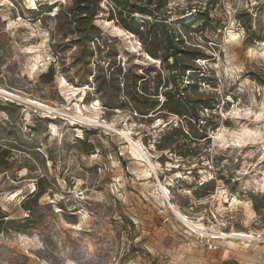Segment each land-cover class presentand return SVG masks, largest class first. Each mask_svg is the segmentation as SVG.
I'll return each mask as SVG.
<instances>
[{
	"label": "rangeland",
	"instance_id": "1",
	"mask_svg": "<svg viewBox=\"0 0 264 264\" xmlns=\"http://www.w3.org/2000/svg\"><path fill=\"white\" fill-rule=\"evenodd\" d=\"M72 1L0 0V206L18 222L0 228V264H264V0H169L170 20L190 24L185 44L209 57L186 78L210 79L189 99L219 97L189 126L160 108L163 86L146 116L103 105L90 72L107 51L76 65L58 35ZM110 11L103 0L97 44L125 69L159 70ZM206 120L219 125L196 138ZM38 182L28 217L21 202ZM240 233L250 239L226 237Z\"/></svg>",
	"mask_w": 264,
	"mask_h": 264
},
{
	"label": "trees",
	"instance_id": "2",
	"mask_svg": "<svg viewBox=\"0 0 264 264\" xmlns=\"http://www.w3.org/2000/svg\"><path fill=\"white\" fill-rule=\"evenodd\" d=\"M102 2L103 0H73L69 7H61L55 17L59 25L58 35L71 41L78 50L76 65L89 67L96 52L107 51L105 56L93 62L95 70L90 72L95 79L96 91L101 95L106 108L129 107L135 113L144 116L155 113L160 106L157 92L161 86L167 89L164 91L165 102L160 108L164 107L169 113L182 117L187 126L192 121L200 120V112L212 113L217 108L218 96L189 99V88L210 79L203 74L195 80L196 82L192 80L193 82L186 83V78L195 76L192 74L203 73L195 63L209 57L200 48L185 44L186 36L182 30L187 32L190 24L185 18L177 22L170 20L167 10L169 0H106L111 7V19L117 21L123 29L138 36L148 56L160 61L159 70L148 66L141 68L140 72L123 68L117 61V51L110 48L107 42L97 44L103 39L102 31L96 24ZM51 9L52 7H47L45 12H52ZM197 15L199 16L197 22L201 27L210 21L206 11H199ZM72 35L75 36L73 40L69 38ZM54 71V67L51 66L41 75L42 79L50 77L49 80H43L44 83L53 79ZM151 84L155 85L154 93H151ZM151 95L155 98L149 97ZM206 121L204 134L202 137L195 136L196 138H206L208 130L219 125L218 122ZM178 129L180 128L172 126L165 139L175 135ZM44 194L45 190L41 182H38L37 189L21 202V208L28 212V217L34 214L32 205L37 204ZM29 221L26 220V223ZM17 224V220L11 219L8 212L0 206V228L5 226L7 229H17Z\"/></svg>",
	"mask_w": 264,
	"mask_h": 264
},
{
	"label": "bare ground",
	"instance_id": "3",
	"mask_svg": "<svg viewBox=\"0 0 264 264\" xmlns=\"http://www.w3.org/2000/svg\"><path fill=\"white\" fill-rule=\"evenodd\" d=\"M136 154L138 155V156H141V151H140V149L139 148H136ZM176 214H178L179 216H180V218L184 221V222H186L187 224H189L190 222H188V220L183 216V215H181L180 213H176ZM226 237H228V238H232V237H237V238H239V239H244V238H249L250 239V236H248V235H246V234H243V233H240V234H233V235H226Z\"/></svg>",
	"mask_w": 264,
	"mask_h": 264
}]
</instances>
